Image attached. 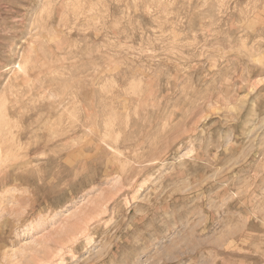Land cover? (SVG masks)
I'll return each mask as SVG.
<instances>
[{"label": "rangeland", "instance_id": "obj_1", "mask_svg": "<svg viewBox=\"0 0 264 264\" xmlns=\"http://www.w3.org/2000/svg\"><path fill=\"white\" fill-rule=\"evenodd\" d=\"M0 125V264H264V0H0Z\"/></svg>", "mask_w": 264, "mask_h": 264}, {"label": "bare ground", "instance_id": "obj_2", "mask_svg": "<svg viewBox=\"0 0 264 264\" xmlns=\"http://www.w3.org/2000/svg\"><path fill=\"white\" fill-rule=\"evenodd\" d=\"M5 98H6V97H5ZM2 104H4V103H2ZM5 105H6V103H5ZM2 110H3V109H2ZM5 114H6V113H5ZM3 116H4V115H3ZM4 118H5V117H4ZM4 118H3V119H4ZM5 121H6V120H5ZM5 121H4V122H5ZM13 122H14V121H13ZM9 123L12 124V122H9ZM4 124H5V123H4ZM4 124H3L2 126H4ZM8 125H9V124H8ZM12 125H13V124H12ZM0 126H1V125H0ZM12 128H13V127H12ZM0 129H2V128H0ZM6 129H7V127H6ZM13 130H14V129H13ZM1 131H2V130H1ZM7 131H8V130H7ZM20 131H21V130H20ZM4 132H5V131H4ZM11 133H12V132H11ZM20 133H21V132H20ZM6 134H7V133H6ZM16 134H17V133H16ZM9 135H10V133H9ZM12 135H13V134H12ZM4 136H5V134H4ZM10 137H11V136H10ZM4 138H5V137H4ZM105 140H106V139H105ZM109 142H110V141H109ZM110 143H111V142H110ZM110 143H109V144H110ZM23 155H24V154H23ZM20 161H21V160H20ZM16 164H17V163H16ZM20 164H21V163H20ZM39 171H40V170H39ZM44 172H45V171H44ZM39 174H40V173H39ZM42 175H43V174H42ZM58 176H59V175H58ZM38 177H39V176H38ZM39 178H40V177H39ZM42 179H43V178H42ZM40 180H41V179H40ZM40 180H39V181H40ZM60 182H61V181H60ZM73 183H74V182H73ZM51 185H53V184H51ZM33 187H34V186H33ZM48 188H49V187H48ZM39 194H40V193H39ZM60 196H61V194H60ZM57 201H58V200H57ZM53 241H55V240H53ZM60 246H61V245H60Z\"/></svg>", "mask_w": 264, "mask_h": 264}]
</instances>
